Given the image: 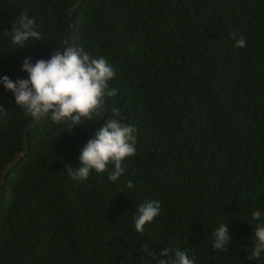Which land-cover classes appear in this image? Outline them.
Listing matches in <instances>:
<instances>
[{
    "label": "trees",
    "instance_id": "trees-1",
    "mask_svg": "<svg viewBox=\"0 0 264 264\" xmlns=\"http://www.w3.org/2000/svg\"><path fill=\"white\" fill-rule=\"evenodd\" d=\"M77 1L0 0V77L27 78L25 58L59 47L106 58L117 95L101 116L120 109L137 129L136 154L114 183L94 171L74 181L66 166L79 165L105 120L69 133L43 118L2 185L33 119L0 84V264H155L145 245L158 260L179 248L196 264H264V253L248 259L252 214L264 218V0H84L71 19ZM25 12L42 40L20 49L10 31ZM151 200L160 214L140 234L133 218ZM221 224L233 237L227 251L212 247Z\"/></svg>",
    "mask_w": 264,
    "mask_h": 264
},
{
    "label": "clouds",
    "instance_id": "clouds-1",
    "mask_svg": "<svg viewBox=\"0 0 264 264\" xmlns=\"http://www.w3.org/2000/svg\"><path fill=\"white\" fill-rule=\"evenodd\" d=\"M10 35L12 45L20 49H24L30 40H42L35 19L26 12L13 24ZM232 38L236 47L246 46L245 38L238 33H232ZM22 70L27 73V78L14 82L4 75L0 77V84L12 93L17 107L33 120L48 118L54 124L64 125V132L69 133L82 125L84 119L105 120L82 148L79 165L75 169L66 166L70 177L74 181H85L94 171L97 174L107 173L108 180L113 183L118 181L125 172L126 158L136 154L137 129L120 119L121 112L117 107L112 108L109 118L101 116L107 110V99L117 95V90L109 86L116 75L109 61L102 56L92 58L83 46L74 45L53 49L50 58L37 59L34 63L31 57H27ZM127 187H134L132 181ZM160 207V202L156 200L138 206L133 218L138 233H144L145 226L160 214ZM252 220L260 223L254 233L257 242L248 259L259 260L264 253V218L261 211L253 212ZM213 237L212 247L221 251H227L233 239L228 224L217 227ZM144 247L155 264H196L194 258H189L188 253L179 248H163L159 255L169 259L158 260L152 249Z\"/></svg>",
    "mask_w": 264,
    "mask_h": 264
},
{
    "label": "water",
    "instance_id": "water-1",
    "mask_svg": "<svg viewBox=\"0 0 264 264\" xmlns=\"http://www.w3.org/2000/svg\"><path fill=\"white\" fill-rule=\"evenodd\" d=\"M84 0H78L73 6L70 7V17L73 19L75 11L81 6ZM74 26V22L72 21L71 26L68 28V30L65 32V45L69 43V30ZM39 123V120H32L30 123L25 127L23 136H24V149L19 151L14 158L5 165V167L2 170L1 177H2V182L1 184L3 185L4 181L6 180L7 174L11 171V169L19 162L22 156L26 155L29 145H28V140H29V132ZM2 190L0 191V199L2 198Z\"/></svg>",
    "mask_w": 264,
    "mask_h": 264
}]
</instances>
